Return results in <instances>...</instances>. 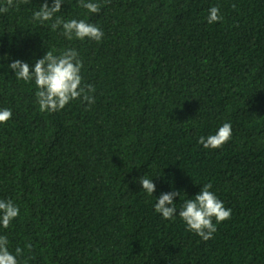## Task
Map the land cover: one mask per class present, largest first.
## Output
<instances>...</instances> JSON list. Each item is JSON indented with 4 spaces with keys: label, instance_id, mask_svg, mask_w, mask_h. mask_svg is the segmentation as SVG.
I'll list each match as a JSON object with an SVG mask.
<instances>
[{
    "label": "trees",
    "instance_id": "trees-1",
    "mask_svg": "<svg viewBox=\"0 0 264 264\" xmlns=\"http://www.w3.org/2000/svg\"><path fill=\"white\" fill-rule=\"evenodd\" d=\"M44 2L0 13V199L19 207L0 235L19 264H264V0H64L57 15L97 25L99 42L33 21ZM68 48L95 103L41 112L9 65ZM224 123L228 142L199 144ZM206 183L232 210L207 241L178 215ZM172 191L166 220L155 204Z\"/></svg>",
    "mask_w": 264,
    "mask_h": 264
},
{
    "label": "clouds",
    "instance_id": "clouds-1",
    "mask_svg": "<svg viewBox=\"0 0 264 264\" xmlns=\"http://www.w3.org/2000/svg\"><path fill=\"white\" fill-rule=\"evenodd\" d=\"M20 2L28 3L29 0H20ZM63 3L64 0H53L49 6L45 0L39 10L33 12V21H38L41 24L51 22V29L55 31L62 28V35L68 40H72L74 37L79 40L88 38L97 42L102 40L104 33L97 25L88 23L84 19L65 20L62 16H58L57 13L62 11ZM79 3L82 8L87 9L90 13L100 11L101 5L99 3L90 2V0H79ZM14 6L18 8L19 5L18 3L14 5V0H6L5 6H0V13H7ZM219 12V7H211L207 22L212 24L222 20ZM9 67L14 70L18 80L31 82L34 79L37 87L35 95L41 112L62 110L72 100L76 99L87 102L89 106L95 103L92 94L95 93L96 89L92 85L82 83L83 61L80 59L79 53L73 48L65 49L59 55L48 50L42 58L35 62L34 67L21 60L13 61ZM11 117V109H0V123L7 122ZM231 136L232 125L224 123L215 134L207 137L200 136L198 142L206 149H217L228 142ZM139 183L142 185L143 192L148 195H153L156 191L153 180L147 178L146 175L140 177ZM212 187L211 183L204 184L195 197L184 201L178 214L185 222L187 229L205 241L212 238L217 231L216 224L230 219L232 213V210L226 208L224 203L210 190ZM177 196H181L178 191L162 193L157 198L155 211L166 220L172 219L177 214L174 199ZM18 215L19 207L11 199H0V225L3 228H8L10 222ZM213 218L216 223H213ZM8 245L7 236L0 235V264H19L17 257L23 254V249L17 247L15 254H13ZM26 247L30 249L31 244L26 245Z\"/></svg>",
    "mask_w": 264,
    "mask_h": 264
}]
</instances>
